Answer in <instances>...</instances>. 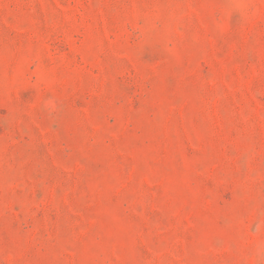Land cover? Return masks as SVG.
<instances>
[{"label":"rangeland","instance_id":"374dc122","mask_svg":"<svg viewBox=\"0 0 264 264\" xmlns=\"http://www.w3.org/2000/svg\"><path fill=\"white\" fill-rule=\"evenodd\" d=\"M0 264H264V0H0Z\"/></svg>","mask_w":264,"mask_h":264}]
</instances>
